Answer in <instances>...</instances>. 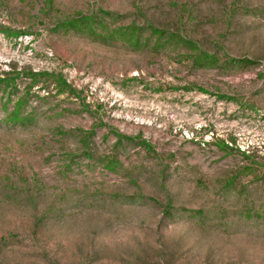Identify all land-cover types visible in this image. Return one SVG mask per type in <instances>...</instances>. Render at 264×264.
Returning a JSON list of instances; mask_svg holds the SVG:
<instances>
[{
	"label": "rangeland",
	"instance_id": "1",
	"mask_svg": "<svg viewBox=\"0 0 264 264\" xmlns=\"http://www.w3.org/2000/svg\"><path fill=\"white\" fill-rule=\"evenodd\" d=\"M0 264H264V0H0Z\"/></svg>",
	"mask_w": 264,
	"mask_h": 264
}]
</instances>
